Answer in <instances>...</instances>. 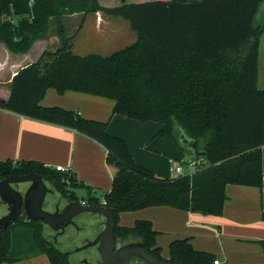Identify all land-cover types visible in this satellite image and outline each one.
I'll use <instances>...</instances> for the list:
<instances>
[{
    "label": "trees",
    "instance_id": "1",
    "mask_svg": "<svg viewBox=\"0 0 264 264\" xmlns=\"http://www.w3.org/2000/svg\"><path fill=\"white\" fill-rule=\"evenodd\" d=\"M264 0H0V43L13 53L47 38L53 20L58 38L34 64L13 76L0 108L68 128L99 143L106 162L117 168L102 200L86 189L85 203L112 208L114 233L121 242L139 241L153 257L168 264H213L215 256L193 248L188 238L168 245L160 256L157 231L147 219L118 225V214L147 207L219 216L227 200L225 186L261 187L264 145V90L256 86L258 42L264 29ZM101 12L129 23L136 40L108 56L75 55L62 17ZM77 91L113 100L111 115L160 124L158 136L177 144V130L197 142L194 157L207 164L191 175L162 177L137 165L125 140L107 132L108 121L81 117L57 106H43L47 89ZM178 145V144H177ZM181 148V147H180ZM34 173L49 181L60 196L79 201L71 173L41 163L0 162V180ZM264 221V211L261 214ZM32 230L36 254L49 264H69L65 253L47 241L40 221L11 222L0 229V264L10 257L11 229ZM264 253V240L256 241Z\"/></svg>",
    "mask_w": 264,
    "mask_h": 264
},
{
    "label": "crops",
    "instance_id": "2",
    "mask_svg": "<svg viewBox=\"0 0 264 264\" xmlns=\"http://www.w3.org/2000/svg\"><path fill=\"white\" fill-rule=\"evenodd\" d=\"M186 1L192 3L201 0ZM62 24L66 36L70 38V50L74 46L71 39L75 38V34L77 35L80 31L81 39L79 38L75 44L87 50L94 46L102 50V47L125 39L127 34L131 39L130 44L136 40V34L134 36L128 32L130 27L127 21L119 17L106 16L99 11L65 15L62 17ZM52 28L53 26L51 30ZM69 31L74 34H70ZM51 41H54L55 46L49 49ZM57 46V36H50V34L46 39L33 42L25 53H13L0 43V102L7 100L11 80L18 70L36 63L44 51H54ZM256 86L259 90H264V29L258 42ZM41 104L69 109L86 119L108 121L107 132L125 140L134 156L135 152L132 148L134 142L142 145L147 143L149 138L155 137L153 136L155 132L150 134V129L143 127L144 122H141L140 126L134 125L133 130H130L131 133L127 132L125 123L130 118L118 114L111 115L114 102L109 98L77 91L58 93L55 89L49 88ZM112 122L123 124V131L118 132L114 126L112 127ZM160 128L159 124L158 130ZM260 149L261 187L227 184L225 186L227 200L223 204L221 215H203L167 206L147 207L136 211L138 215L134 221L147 219L151 222L153 229L158 232L155 237L156 245L159 248H166V251L164 250L165 252L160 255L163 259L168 258V245L172 240L188 238L193 248L212 253L218 264H264V253L256 242L264 240V221L261 219L264 211V145ZM183 152L186 154L185 157L181 155L182 159L172 157L165 159L171 177L175 175L169 172V159L177 163H187L194 157L190 152L185 150ZM106 154V150L99 143L85 135L0 108V162L33 161L51 169L62 166L71 173L76 188L85 191L90 188L91 194L97 196L98 191L104 192L111 188L112 179L117 172L115 166L106 162ZM133 161L154 174L160 172L157 167L148 162L139 159ZM184 169L190 175L196 171L186 165ZM99 199L102 200V196ZM187 218L194 221V226L190 227L183 223V220ZM100 223L102 224V221ZM132 224L129 222L122 226ZM1 264H49V262L44 254H38L20 261Z\"/></svg>",
    "mask_w": 264,
    "mask_h": 264
},
{
    "label": "rangeland",
    "instance_id": "3",
    "mask_svg": "<svg viewBox=\"0 0 264 264\" xmlns=\"http://www.w3.org/2000/svg\"><path fill=\"white\" fill-rule=\"evenodd\" d=\"M264 11V4L260 7V12ZM53 23V21L51 22ZM51 25V24H50ZM52 25L49 28V31L47 33V37L49 36H55V33L53 32V28L51 30ZM70 34L71 31H69ZM128 32L130 35H134L135 33L128 28ZM81 31L75 34V38L71 39L72 44L74 46L72 47L71 51L73 54L82 56L88 53H96V54H101L102 56H108L109 54L113 53L114 51H117L124 46L130 44V38L128 34L125 36V39L118 40L114 44H109L106 47H102V50L98 49L96 46L90 47V50L77 46L75 44L77 40L80 38ZM136 37V36H135ZM81 39V38H80ZM55 46L54 41H51L49 44V49H52ZM88 46V45H87ZM128 122H126V130L127 132H130V130H133L134 125L140 126L141 122L133 119H127ZM112 127L114 126L115 129L118 132L123 131V124H119L116 122L111 123ZM110 125V126H111ZM145 129H150V134L155 132L153 136L149 138L147 143L140 145L137 142H134L132 145L133 152H135V156L131 153V150L129 148V151L132 155L133 160L134 159H139L141 161L148 162L155 167L161 172H157L156 174L164 177L168 175L171 177V175L168 173L167 166L165 159L166 157H172V158H179L182 159L181 155H184L183 150L188 151L187 144L183 143L182 145L184 146V149L181 150V141L177 137V144L176 142L168 135L165 136H158L157 135V130L159 124L157 122L153 121H146L143 124ZM124 132H126L124 130ZM131 133V132H130ZM145 145V146H144ZM129 146V145H128ZM175 151L177 153H175ZM179 156V157H178ZM188 158V157H186ZM16 163H12V165H15ZM188 171V169H186ZM70 192L73 193V195L81 201L86 197V191L81 189V188H72L68 189ZM103 195L102 191L97 192V197L99 198L100 196ZM60 202V205L63 207L67 199L60 196L58 193L53 192V193H48L45 197L44 203H43V210L45 211H51L52 210V205L54 203ZM169 207V206H167ZM172 208V207H171ZM144 209V208H143ZM141 209H139L140 211ZM138 211V210H136ZM136 211L133 212H121L118 214V225H126L131 222V224L134 221V218L138 215ZM136 212V213H134ZM26 221V220H24ZM102 221V224L100 223ZM103 221L104 218L100 214H94V213H89V212H83L73 219V224H69L64 232L60 234L59 236L55 237L53 236V231L42 224L41 228V233L42 236L49 242L52 243L53 246H55L58 250L61 252L65 253L68 257V262L69 264H97L99 260V254L96 250V246H89L86 248H82L87 242L92 241L97 234L102 230L103 228ZM183 223L192 227L194 226V221H192L190 218L184 219ZM166 248L165 247H160V255L163 254ZM37 253V248L34 246L33 243V238H32V230L24 227H17V228H12L11 229V244H10V249H9V256L14 257V258H22V257H34L38 254ZM124 264H146L144 261L139 259L138 257H133L130 260H128L127 263Z\"/></svg>",
    "mask_w": 264,
    "mask_h": 264
},
{
    "label": "water",
    "instance_id": "4",
    "mask_svg": "<svg viewBox=\"0 0 264 264\" xmlns=\"http://www.w3.org/2000/svg\"><path fill=\"white\" fill-rule=\"evenodd\" d=\"M177 137L182 142V149L185 143L189 152H196L195 140L188 139L180 130H177ZM13 183H29V186L21 194L12 187ZM48 193H52V190L46 186L42 176L34 173L1 179L0 201L7 205V214L0 217V229H6L11 222L17 221L21 210L26 214V221H40L57 232L55 236L62 234L69 224L74 223V217L83 212L100 214L104 218L102 230L82 247L96 246L99 254L97 264H124L133 257H138L146 264H168L153 257L139 241L121 242L114 233L115 216L112 208L67 200L63 207L59 208L55 204L53 211H45L42 206Z\"/></svg>",
    "mask_w": 264,
    "mask_h": 264
},
{
    "label": "built area",
    "instance_id": "5",
    "mask_svg": "<svg viewBox=\"0 0 264 264\" xmlns=\"http://www.w3.org/2000/svg\"><path fill=\"white\" fill-rule=\"evenodd\" d=\"M169 172L175 176H183V175H190L186 173L184 169V165L194 168L195 170H198L202 167H204L207 162L203 157H193L192 160L188 161L187 163H177L173 159H169ZM56 170L64 172L66 169L62 166H56ZM213 264H218V261H214Z\"/></svg>",
    "mask_w": 264,
    "mask_h": 264
},
{
    "label": "flooded vegetation",
    "instance_id": "6",
    "mask_svg": "<svg viewBox=\"0 0 264 264\" xmlns=\"http://www.w3.org/2000/svg\"><path fill=\"white\" fill-rule=\"evenodd\" d=\"M43 180H44L46 186H47L49 189L52 190V193H53V192H56V191L52 188V185H51V183H50L49 181H47V180H45V179H43ZM11 185H12L13 188H15V189H16L17 191H19L21 194H23V193L26 191L27 187L29 186V183H13V184H11ZM56 193H57V192H56ZM58 194H59V193H58ZM55 204H58L59 208L62 207V206L60 205V202L54 203V204L52 205L53 208H52L51 211L54 210ZM5 214H7V205L3 204V203L0 201V217L3 216V215H5ZM20 219H23V220L26 219V214L24 213L23 210H21V214H20V217L18 218V220H20ZM56 233H57V232H54V231H53V236H55ZM57 236H59V235H57ZM57 236H55V237H57ZM127 242H128V241H127ZM125 243H126V242H125ZM127 262H128V261H127ZM127 262H126V263H127Z\"/></svg>",
    "mask_w": 264,
    "mask_h": 264
}]
</instances>
